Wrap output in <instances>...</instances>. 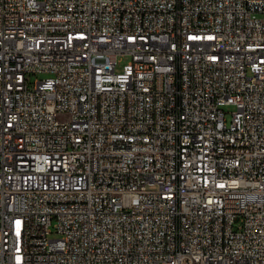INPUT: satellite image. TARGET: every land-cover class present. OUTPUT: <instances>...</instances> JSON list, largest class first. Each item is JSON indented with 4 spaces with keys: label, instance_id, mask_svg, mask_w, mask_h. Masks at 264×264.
Segmentation results:
<instances>
[{
    "label": "built area",
    "instance_id": "obj_1",
    "mask_svg": "<svg viewBox=\"0 0 264 264\" xmlns=\"http://www.w3.org/2000/svg\"><path fill=\"white\" fill-rule=\"evenodd\" d=\"M0 264H264V0H0Z\"/></svg>",
    "mask_w": 264,
    "mask_h": 264
},
{
    "label": "rangeland",
    "instance_id": "obj_2",
    "mask_svg": "<svg viewBox=\"0 0 264 264\" xmlns=\"http://www.w3.org/2000/svg\"><path fill=\"white\" fill-rule=\"evenodd\" d=\"M127 60H128L127 57H121L120 60L118 61V65L116 66V70H117V71L121 70L122 65H123L124 63H126ZM43 76H45V74H37V75H34V76L32 77V80H34V78H36V77H38V78H42ZM224 110H225L226 112H230V111L233 110V107H232V106H225V107H224ZM229 117H230V115L227 113V114H226V119H227V121H229ZM151 188H152V187H148V189H151Z\"/></svg>",
    "mask_w": 264,
    "mask_h": 264
}]
</instances>
